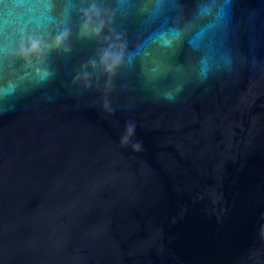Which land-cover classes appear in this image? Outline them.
I'll return each mask as SVG.
<instances>
[{
  "label": "water",
  "instance_id": "water-1",
  "mask_svg": "<svg viewBox=\"0 0 264 264\" xmlns=\"http://www.w3.org/2000/svg\"><path fill=\"white\" fill-rule=\"evenodd\" d=\"M0 264H264V0H0Z\"/></svg>",
  "mask_w": 264,
  "mask_h": 264
},
{
  "label": "snow or ice",
  "instance_id": "snow-or-ice-1",
  "mask_svg": "<svg viewBox=\"0 0 264 264\" xmlns=\"http://www.w3.org/2000/svg\"><path fill=\"white\" fill-rule=\"evenodd\" d=\"M212 2H214V0H212ZM225 2H227V0H225Z\"/></svg>",
  "mask_w": 264,
  "mask_h": 264
}]
</instances>
